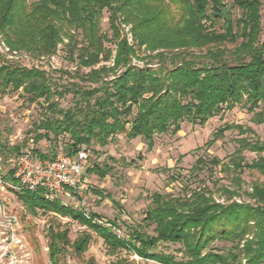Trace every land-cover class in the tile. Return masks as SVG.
<instances>
[{
	"label": "trees",
	"instance_id": "1",
	"mask_svg": "<svg viewBox=\"0 0 264 264\" xmlns=\"http://www.w3.org/2000/svg\"><path fill=\"white\" fill-rule=\"evenodd\" d=\"M262 6L263 0H0V36L12 51L49 55L67 40L70 57L78 64L75 75L90 84L70 82L61 87L45 70L21 66L0 53V93L22 88L31 101L40 102L43 115L30 131L32 140L37 145L45 139L53 147L51 153L33 147L42 158L60 149L75 156L83 149L90 151L94 143L106 146L119 133L129 139L141 137L151 149L155 133H177L184 121L205 124L238 103L255 113L261 124ZM105 11L112 37L102 29ZM122 23L130 25L133 44ZM62 74L71 72L62 70ZM67 92L78 99L65 109L59 98ZM233 128L241 133L249 130L226 124L207 144ZM23 146H10V154ZM245 150L256 152L257 157L247 161L242 155ZM212 161L216 166L220 163L218 158ZM225 167L237 172L234 189L222 186L228 202H217L207 187L178 196L155 192L146 217L156 225L155 234L135 230L134 239L114 232L117 220L109 219L110 225L94 221L103 216L90 211L88 218L83 210L50 200L43 187L17 190L16 194L32 210L69 216L99 234L111 248L130 249L161 264H264V182L253 181L251 191H246L253 203L233 200L242 196L245 169L264 176V138H241L238 154ZM112 170L109 163L86 168L87 173L100 177ZM0 177L17 183L14 169L0 171ZM68 234V230L50 231L53 264H59L58 256L69 244L77 255L88 250L89 233L74 242ZM216 240L229 241L232 246L226 252L214 250L211 245ZM162 242L179 243L182 257L157 251Z\"/></svg>",
	"mask_w": 264,
	"mask_h": 264
},
{
	"label": "rangeland",
	"instance_id": "2",
	"mask_svg": "<svg viewBox=\"0 0 264 264\" xmlns=\"http://www.w3.org/2000/svg\"><path fill=\"white\" fill-rule=\"evenodd\" d=\"M122 28L133 44L130 25L122 23ZM102 29L112 37L108 11L103 15ZM260 40L264 41V0ZM67 42L65 40L60 43L55 53L32 56L25 51L10 55L0 41V53L21 66L45 70L51 81L61 87L70 82L90 85L83 83L75 75L78 64L77 60L70 57L68 46L65 45ZM107 46L115 48L113 42H107ZM144 54L142 52L141 56ZM134 63L142 65L143 61L134 59ZM62 70L71 72V75L62 74ZM84 70L88 69L83 68L81 71ZM29 97L31 96L22 88L11 94L0 93V171L3 174L11 169L9 161L17 153L10 154V146L25 144L22 149L33 146L45 153L53 152V147L45 139L37 145L32 140L34 133L30 131L43 114L40 102L31 101ZM77 99L78 96L73 92H67L59 98L60 107H72ZM226 124L243 125L249 130L246 133H241L239 128L225 130L213 144L208 145L207 142L214 137V133ZM181 127L177 133H155L151 149L145 139H129L126 133L117 134L106 146L94 143L90 147L89 165L109 163L113 165V170L105 177H100L96 173H87L85 169V188L79 190L77 195H60V200L80 210L99 213L104 221L117 220L118 226L113 230L125 239H134L135 230L148 235L155 234L156 225L146 219L155 192L178 196L190 193L194 188L207 187L213 192L217 202H228L222 186L234 189L233 178L237 172L225 166L238 154L241 138H264V123H257L255 113L249 112L243 103H238L232 108H224L205 124L184 121ZM3 144H6L5 148ZM242 155L249 162L257 157L256 152L249 150H245ZM213 158L220 160L217 166L213 164ZM241 177L242 196H235L233 200L253 203L254 200L245 193L251 191L253 181L264 182V176L257 171L245 169ZM97 190L101 192L98 193ZM0 201L6 205L8 213L18 217L17 227L24 243L23 247L1 255L0 264H53L49 246L51 230H68L71 242L84 233L92 236L88 250L81 255L73 251L71 244L67 245L58 256L59 264H161L145 259L130 249L111 248L99 234L69 216L56 211L30 209L18 198L11 186L5 190L0 189ZM180 246L179 243L162 242L157 246V251L175 254L179 259L182 257ZM231 246L229 241L216 240L211 248L226 252Z\"/></svg>",
	"mask_w": 264,
	"mask_h": 264
},
{
	"label": "built area",
	"instance_id": "3",
	"mask_svg": "<svg viewBox=\"0 0 264 264\" xmlns=\"http://www.w3.org/2000/svg\"><path fill=\"white\" fill-rule=\"evenodd\" d=\"M0 41L10 55L19 54L18 51H12L1 36ZM89 155L90 151L84 149L75 156L60 149L53 156L42 158L35 155L33 146H27L17 152L9 161L11 169H14V177L17 179V183L15 184L13 180L6 181L0 177V189L5 190L11 186L16 193L17 190L34 191L43 187L46 189V196L50 200H60L59 196L63 194L77 195L79 190L85 188L87 184L84 173L89 165ZM84 214L91 218L88 212L85 211ZM93 220L110 225L102 219L95 218ZM17 225L18 217L8 213L6 205L0 201V256L12 252L14 248L24 246Z\"/></svg>",
	"mask_w": 264,
	"mask_h": 264
}]
</instances>
